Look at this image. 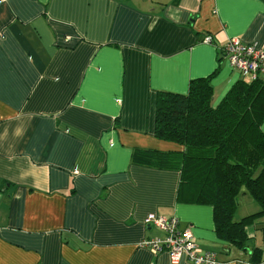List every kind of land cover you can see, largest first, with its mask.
Here are the masks:
<instances>
[{
	"label": "crops",
	"instance_id": "obj_1",
	"mask_svg": "<svg viewBox=\"0 0 264 264\" xmlns=\"http://www.w3.org/2000/svg\"><path fill=\"white\" fill-rule=\"evenodd\" d=\"M231 37L264 49V0H0V264H193L139 245L163 236L149 213L226 264H264L178 199L177 166L133 157L183 150L155 136L158 92L207 78L216 106L241 79Z\"/></svg>",
	"mask_w": 264,
	"mask_h": 264
},
{
	"label": "trees",
	"instance_id": "obj_2",
	"mask_svg": "<svg viewBox=\"0 0 264 264\" xmlns=\"http://www.w3.org/2000/svg\"><path fill=\"white\" fill-rule=\"evenodd\" d=\"M212 95L207 78L191 80L186 94L158 92L155 136L178 143L183 150L175 154L137 150L133 157L145 165L177 166L178 199L210 204L217 237L244 251L251 225L262 224L257 229L264 242V221L257 222L264 219V80L241 77L216 106ZM242 192L259 210L235 220ZM262 259L264 246L253 247L249 261Z\"/></svg>",
	"mask_w": 264,
	"mask_h": 264
},
{
	"label": "built area",
	"instance_id": "obj_3",
	"mask_svg": "<svg viewBox=\"0 0 264 264\" xmlns=\"http://www.w3.org/2000/svg\"><path fill=\"white\" fill-rule=\"evenodd\" d=\"M202 42L212 44V36L205 35ZM220 49L223 57L230 66L240 72L241 77L264 80V49L260 46L245 43L238 37H231ZM143 223L157 228L163 236L144 239L139 245L154 253L166 251L172 262H177L185 256L193 264L227 263L218 259L214 251L203 250L196 243L190 228H181L180 220L175 215L149 213L143 218Z\"/></svg>",
	"mask_w": 264,
	"mask_h": 264
},
{
	"label": "rangeland",
	"instance_id": "obj_4",
	"mask_svg": "<svg viewBox=\"0 0 264 264\" xmlns=\"http://www.w3.org/2000/svg\"><path fill=\"white\" fill-rule=\"evenodd\" d=\"M244 194L245 192H242L238 197V207L234 214L235 220H239L246 215L254 213L256 210H259L258 204L250 198V195L247 194L246 196H244ZM260 225L262 224H257L255 226H250L247 228L248 234L251 236L246 243L247 247L258 245L264 246V243H262L261 232L259 229H257V227H259Z\"/></svg>",
	"mask_w": 264,
	"mask_h": 264
}]
</instances>
